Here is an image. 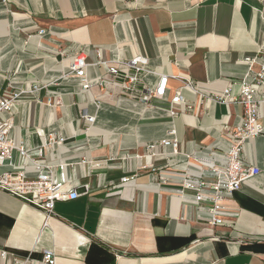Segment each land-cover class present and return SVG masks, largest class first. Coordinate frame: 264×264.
<instances>
[{
	"label": "crops",
	"instance_id": "crops-1",
	"mask_svg": "<svg viewBox=\"0 0 264 264\" xmlns=\"http://www.w3.org/2000/svg\"><path fill=\"white\" fill-rule=\"evenodd\" d=\"M81 50L88 77L112 85L85 90L69 75ZM263 52L264 0H0V96L27 91L15 105L10 136L54 166L73 197L57 202L47 219L0 191V264H44L45 251L54 253V264H264V133L244 148V161L261 172L224 202L222 225L210 223V203H197L182 183L212 179L243 115L239 103L207 97L228 88L238 96L245 59ZM137 55L150 71L140 89L166 74L193 80L204 96L182 90L178 79L150 105L124 96L100 63L116 66ZM35 83L46 87L28 92ZM178 92L195 109L173 119ZM257 98L264 99V85ZM85 111L96 118L92 126ZM260 115L264 126V102ZM172 128L177 150L147 149ZM40 133L65 140L43 148ZM25 166L15 151L2 169L36 175Z\"/></svg>",
	"mask_w": 264,
	"mask_h": 264
},
{
	"label": "built area",
	"instance_id": "built-area-1",
	"mask_svg": "<svg viewBox=\"0 0 264 264\" xmlns=\"http://www.w3.org/2000/svg\"><path fill=\"white\" fill-rule=\"evenodd\" d=\"M248 66V73L240 81V93L233 96L231 88L224 92L212 94L207 97L208 101L239 103L243 109V115L239 125L233 127L228 132L229 147L222 154V160L213 165L212 179L188 178L183 177V185L186 189L195 193L194 199L197 203L208 201L210 207V223L215 226L223 224L222 215L225 212L224 202L236 191H239L243 183L259 174L261 170L258 167L247 164L244 161L245 145L264 133V126L260 122V107L264 99L257 98L259 90L264 85V52L256 57L245 59ZM108 73L115 80L113 84L119 85L121 94L145 105H150L154 99H163L167 93V87L170 79H178L182 82V90L189 91L196 96L203 95L196 82L189 78L181 76L160 75L156 86L147 87L146 90L139 88L143 75L149 73V60L137 55L131 59L118 61V65H110L107 61H101ZM258 64V70L253 67ZM90 64L87 61L86 52L81 50L74 54L70 60L69 75L80 79L83 89L89 90L92 85H99L103 88L112 85L101 77L90 79L87 70ZM123 69V71H122ZM120 81V84H118ZM118 82V83H117ZM45 85L33 84L29 91L36 93L44 89ZM26 90L7 91L0 96V191L7 193L11 197L23 201L32 207L42 211L47 219L54 215V208L57 202L65 199H73L72 195L64 193L63 184L54 177V166L42 162L39 158L32 155L30 149L24 142L16 143L10 136L14 125L13 111L17 101ZM204 96V95H203ZM43 99H40L42 102ZM61 102L58 101V104ZM49 104L52 105V99L49 98ZM195 109V103L185 99L181 92L171 100L170 115L173 119L186 115ZM87 124L92 126L96 118L85 111L82 115ZM44 136V147H53L64 142V138L58 133H52ZM159 145H171L174 150L178 149L179 142L176 137V130L172 128L166 139L160 143H149L147 149L155 154ZM17 151L26 161L27 166L36 172L35 176H29L26 169L3 170L2 167L6 160H11L13 153ZM144 168H149L144 166ZM152 172H157L156 167H150ZM184 176V175H182ZM130 178H124L123 182ZM84 192H89L88 185H85ZM76 196H74L75 198ZM44 264H54V253L45 251L43 257Z\"/></svg>",
	"mask_w": 264,
	"mask_h": 264
}]
</instances>
